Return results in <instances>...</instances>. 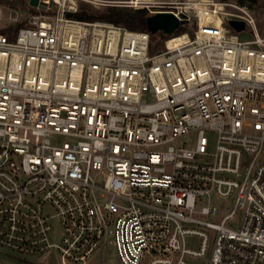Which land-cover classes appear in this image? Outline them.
Masks as SVG:
<instances>
[{
	"label": "built area",
	"instance_id": "2783aa9c",
	"mask_svg": "<svg viewBox=\"0 0 264 264\" xmlns=\"http://www.w3.org/2000/svg\"><path fill=\"white\" fill-rule=\"evenodd\" d=\"M144 2L186 30L72 18L65 5L0 30V255L90 264L113 244L119 264H264L254 12ZM214 198L233 209L219 215Z\"/></svg>",
	"mask_w": 264,
	"mask_h": 264
},
{
	"label": "rangeland",
	"instance_id": "374dc122",
	"mask_svg": "<svg viewBox=\"0 0 264 264\" xmlns=\"http://www.w3.org/2000/svg\"><path fill=\"white\" fill-rule=\"evenodd\" d=\"M46 1V0H40ZM131 0H61L57 2L55 0H47L45 6H33L30 4V0H0V30L6 33H11L16 30V26L19 24H25L32 15L53 13L61 5L65 7H71V13H85L95 14L97 11L106 10L109 6H123L131 9L143 8L141 5L144 0H140L137 4L131 5ZM167 1V0H153ZM227 1L233 4L245 5L250 8L256 17L259 32L264 36V0H257L252 3L242 0H216ZM147 10V9H146ZM243 38H251V34L244 33ZM162 46V41L158 36L154 37L153 50H156ZM214 202L220 209L219 215L229 213L233 209V201L231 199H216ZM51 211V210H50ZM240 216H236L234 219L235 225L240 221ZM56 224V221H54ZM195 238L189 240L191 243H195ZM0 264H58L55 253L40 255L37 257H30L23 260L10 259L4 255H0ZM90 264H119V258L116 248L113 244L107 245L102 252H100L95 260Z\"/></svg>",
	"mask_w": 264,
	"mask_h": 264
},
{
	"label": "trees",
	"instance_id": "16d2710c",
	"mask_svg": "<svg viewBox=\"0 0 264 264\" xmlns=\"http://www.w3.org/2000/svg\"><path fill=\"white\" fill-rule=\"evenodd\" d=\"M249 1L252 3L257 2V0H242ZM67 16L82 20H103L109 21L117 24H122L132 29L142 30L146 29V19L148 16V11L143 8L131 9L123 6H109L106 10L97 11L95 14H85V13H71L68 12ZM22 24L16 26L19 28ZM186 30L183 27L177 31L180 34Z\"/></svg>",
	"mask_w": 264,
	"mask_h": 264
},
{
	"label": "water",
	"instance_id": "95a60500",
	"mask_svg": "<svg viewBox=\"0 0 264 264\" xmlns=\"http://www.w3.org/2000/svg\"><path fill=\"white\" fill-rule=\"evenodd\" d=\"M33 6H45V1L30 0ZM180 20L172 11H159L147 16L146 29L151 33L162 31L166 35L174 34L180 27ZM229 23L238 31L245 28L241 20H230Z\"/></svg>",
	"mask_w": 264,
	"mask_h": 264
},
{
	"label": "bare ground",
	"instance_id": "6f19581e",
	"mask_svg": "<svg viewBox=\"0 0 264 264\" xmlns=\"http://www.w3.org/2000/svg\"><path fill=\"white\" fill-rule=\"evenodd\" d=\"M49 1V0H48ZM55 1H57V2H61V0H55ZM46 2V1H45ZM132 2H136V3H138V2H140V0H132Z\"/></svg>",
	"mask_w": 264,
	"mask_h": 264
}]
</instances>
